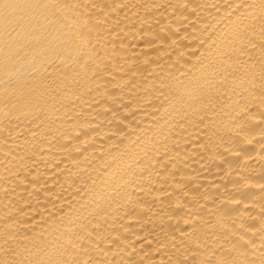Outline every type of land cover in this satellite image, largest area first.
I'll return each instance as SVG.
<instances>
[{
  "label": "bare ground",
  "instance_id": "6f19581e",
  "mask_svg": "<svg viewBox=\"0 0 264 264\" xmlns=\"http://www.w3.org/2000/svg\"><path fill=\"white\" fill-rule=\"evenodd\" d=\"M0 264H264V0H0Z\"/></svg>",
  "mask_w": 264,
  "mask_h": 264
}]
</instances>
